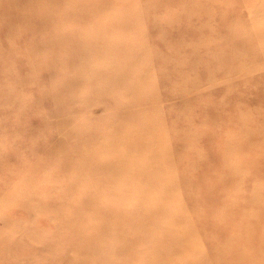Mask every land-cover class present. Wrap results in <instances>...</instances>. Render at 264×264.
Segmentation results:
<instances>
[{
    "label": "rangeland",
    "instance_id": "1",
    "mask_svg": "<svg viewBox=\"0 0 264 264\" xmlns=\"http://www.w3.org/2000/svg\"><path fill=\"white\" fill-rule=\"evenodd\" d=\"M118 223L264 264V0H0V264H167Z\"/></svg>",
    "mask_w": 264,
    "mask_h": 264
},
{
    "label": "bare ground",
    "instance_id": "2",
    "mask_svg": "<svg viewBox=\"0 0 264 264\" xmlns=\"http://www.w3.org/2000/svg\"><path fill=\"white\" fill-rule=\"evenodd\" d=\"M123 16H124V14H123ZM124 18V17H123ZM242 34H244V33H242ZM241 65V64H240ZM242 67V66H241ZM240 67V68H241ZM243 69V68H242ZM240 70V69H239ZM244 70V69H243ZM246 71H247V68H246ZM245 72V71H244ZM242 73H243V71H242ZM212 78V77H211ZM183 89H184V87H183ZM186 95V94H185ZM184 99V98H183ZM162 103V102H161ZM236 143V142H235ZM120 160H122V159H120ZM120 160H119V162H120ZM124 162H123V164H125V162H126V160H123ZM123 164H118V163H112L111 161H110V163L108 164V166L109 167H111L112 169H114V167L113 166H116V167H118V166H121V165H123ZM232 164V163H231ZM118 170H120V169H118ZM112 176V174H109V178ZM124 185H126L127 187H129V186H131L130 185V183L128 182V183H125ZM162 200V199H161ZM163 201V200H162ZM99 202V201H98ZM94 203V202H93ZM101 203V202H100ZM111 202H107L106 204H108V206H107V208L109 209V215L112 213V215H113V217H114V219L115 218H118L119 217V213L120 212H115V211H119V208H115V207H113L112 206V204H110ZM103 204V203H102ZM95 206V205H94ZM99 206V205H98ZM96 207H97V205H96ZM95 208V207H94ZM84 217V216H83ZM80 218V217H79ZM78 218V219H79ZM82 218V217H81ZM80 218V219H81ZM84 219V218H83ZM77 222V221H76ZM82 223V222H81ZM112 223V222H111ZM94 224L95 225H93L92 224V222H90V223H87V228H89V230H93V231H98V230H101V232H106V233H108L107 231H111L112 230V228H113V226H111V224L109 223V219L107 218V221H101V222H97V221H95L94 222ZM108 224L110 225V226H108ZM114 230L115 231H117V232H119L121 235H120V237H119V241L121 242V245L120 246H118L117 248L115 247V249L114 250H112L113 252H114V254H123V255H127V256H129V257H131L132 259L134 258V256H136V254H140V255H143L144 254V257L146 258V259H148V257H149V255L150 254H154L155 256H157V257H164L165 255H164V246H165V240L164 239H152L150 242H149V244H148V246H146V247H144V248H142V249H137L136 248V241H137V239L138 238H136V236H137V234H136V231H135V229L134 230H131V231H125L122 227H121V225L118 223L116 226H115V228H114ZM252 235V234H251ZM74 239V242H72L71 244H74L75 243V241L76 240H79V241H82L81 240V237H74L73 238ZM88 239L89 240H87L86 242H93V238L92 237H90V236H88ZM232 241V240H231ZM62 245L63 244H67L68 242H64V243H62V242H60ZM78 248H85V247H89V246H87L85 243H83L82 242V244L81 245H78L77 246ZM73 248H75L77 251H78V248H76L75 246L73 247ZM81 248V249H82ZM90 248V247H89ZM176 248H178V247H176V246H174V248L172 249V253H175L176 251H177V249ZM102 249L103 250H105L106 252H107V250L109 251V243L107 244H103L102 245ZM102 249H100V250H102ZM188 249V248H187ZM84 250V249H83ZM90 250H92V249H90ZM91 252V251H90ZM95 252H96V249H95ZM98 253V252H97ZM134 253H136L134 256H130V255H132V254H134ZM93 254H94V252H93ZM222 254H224V253H222ZM76 255V254H75ZM74 255V256H75ZM78 255V254H77ZM91 255V254H90ZM89 255V256H90ZM101 256V255H100ZM98 257V256H97ZM92 258V257H91ZM165 258V257H164ZM95 259V258H94ZM165 259H167L166 261L165 260H159V262L160 263H167V264H177L176 263V261H174L173 259H170V258H165ZM254 259V258H253ZM255 260V259H254ZM99 261V260H98ZM145 263H147V264H150L149 263V261L147 260V261H145ZM253 263V262H252ZM103 264V263H102ZM256 264V263H255ZM262 264V263H261Z\"/></svg>",
    "mask_w": 264,
    "mask_h": 264
}]
</instances>
